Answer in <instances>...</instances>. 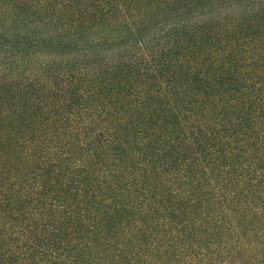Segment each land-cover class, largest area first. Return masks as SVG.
Wrapping results in <instances>:
<instances>
[{"label": "trees", "instance_id": "obj_1", "mask_svg": "<svg viewBox=\"0 0 264 264\" xmlns=\"http://www.w3.org/2000/svg\"><path fill=\"white\" fill-rule=\"evenodd\" d=\"M264 254V0H0V264Z\"/></svg>", "mask_w": 264, "mask_h": 264}, {"label": "rangeland", "instance_id": "obj_2", "mask_svg": "<svg viewBox=\"0 0 264 264\" xmlns=\"http://www.w3.org/2000/svg\"><path fill=\"white\" fill-rule=\"evenodd\" d=\"M224 264H231L226 262ZM235 264H264V254L257 251L256 247L246 246L243 249V261L236 262Z\"/></svg>", "mask_w": 264, "mask_h": 264}]
</instances>
